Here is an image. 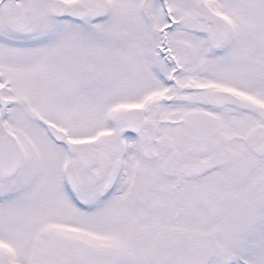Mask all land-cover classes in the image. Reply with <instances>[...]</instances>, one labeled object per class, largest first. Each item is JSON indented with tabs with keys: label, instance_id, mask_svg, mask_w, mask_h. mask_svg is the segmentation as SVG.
Returning <instances> with one entry per match:
<instances>
[{
	"label": "snow or ice",
	"instance_id": "snow-or-ice-1",
	"mask_svg": "<svg viewBox=\"0 0 264 264\" xmlns=\"http://www.w3.org/2000/svg\"><path fill=\"white\" fill-rule=\"evenodd\" d=\"M0 264H264V0H0Z\"/></svg>",
	"mask_w": 264,
	"mask_h": 264
}]
</instances>
